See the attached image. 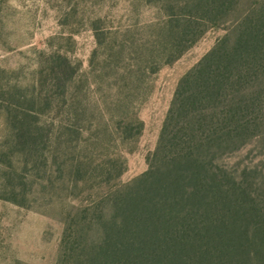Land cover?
Listing matches in <instances>:
<instances>
[{"label":"trees","instance_id":"trees-1","mask_svg":"<svg viewBox=\"0 0 264 264\" xmlns=\"http://www.w3.org/2000/svg\"><path fill=\"white\" fill-rule=\"evenodd\" d=\"M144 1L163 11V19L155 24L162 36L163 63L178 58L208 27L221 23L238 2ZM117 46L114 58L125 48ZM153 53L150 50L147 56L151 74L160 66ZM44 54L41 90L5 85L0 97L11 131L9 152L22 154L24 163L29 160L37 168L47 166L54 127V121L45 125L43 116L58 104L74 114L86 111L75 105L69 92L80 65L61 51ZM130 90L124 91L128 97L133 94ZM116 108L122 114L117 121L120 137L139 135L143 123L128 100L121 99ZM263 125L261 0L238 22L233 37L218 38L180 77L157 144L147 156L146 170L81 209L79 225L63 235L57 264H264V173L232 168L223 161L258 136ZM59 127L68 134L82 131L72 121H63ZM69 160L75 180L90 172L80 155ZM7 162L13 193L22 191L25 176L16 174L10 156ZM105 163L97 167L96 175L103 183L123 170L117 158ZM107 204L112 209L109 216L104 213ZM92 223L100 228L97 241H90L85 231Z\"/></svg>","mask_w":264,"mask_h":264},{"label":"rangeland","instance_id":"rangeland-1","mask_svg":"<svg viewBox=\"0 0 264 264\" xmlns=\"http://www.w3.org/2000/svg\"><path fill=\"white\" fill-rule=\"evenodd\" d=\"M260 1L238 0L221 23L208 27L178 58L163 63L162 36L155 25L163 11L157 5L144 0H0V97L5 85L41 90L44 53L61 51L80 65L69 92L75 105L86 109L74 114L58 104L43 116L44 124L54 121V127L47 166L37 168L29 160L24 163L22 154L9 152L11 131L0 101V264L58 263L63 235L79 225L81 209L146 170L180 77L218 38L233 37L238 22ZM119 43L125 48L114 58ZM150 50L160 63L152 74L147 68ZM126 90L133 94L128 97ZM121 99L128 100L143 123L131 139H122L117 128ZM63 121L75 122L81 134L66 133L59 127ZM76 154L90 170L82 180H75L70 169L69 159ZM9 156L16 174L27 181L17 194L12 191ZM113 158L123 170L103 183L97 167ZM223 161L264 173V125L258 136ZM104 213H112L109 204ZM85 229L90 241L100 238L98 224Z\"/></svg>","mask_w":264,"mask_h":264}]
</instances>
